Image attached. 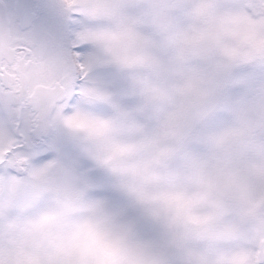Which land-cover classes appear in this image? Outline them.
Listing matches in <instances>:
<instances>
[{"label":"snow or ice","instance_id":"snow-or-ice-1","mask_svg":"<svg viewBox=\"0 0 264 264\" xmlns=\"http://www.w3.org/2000/svg\"><path fill=\"white\" fill-rule=\"evenodd\" d=\"M255 140L264 0L0 5V264H119L133 234L169 264H264Z\"/></svg>","mask_w":264,"mask_h":264},{"label":"clouds","instance_id":"clouds-1","mask_svg":"<svg viewBox=\"0 0 264 264\" xmlns=\"http://www.w3.org/2000/svg\"><path fill=\"white\" fill-rule=\"evenodd\" d=\"M242 195L251 203L264 201V141H253L246 152ZM201 258L213 264L215 254L194 253V259ZM171 259V250L162 252L150 239L133 234L125 241L119 264H169Z\"/></svg>","mask_w":264,"mask_h":264},{"label":"rangeland","instance_id":"rangeland-1","mask_svg":"<svg viewBox=\"0 0 264 264\" xmlns=\"http://www.w3.org/2000/svg\"><path fill=\"white\" fill-rule=\"evenodd\" d=\"M52 39V41L54 42L55 39H57L56 36H51L50 37ZM65 158L70 162V163H75V164H79L82 168H84L85 171L90 170L89 168L86 167V164L84 161H82L76 154L75 150L68 146L65 148V152H64Z\"/></svg>","mask_w":264,"mask_h":264},{"label":"flooded vegetation","instance_id":"flooded-vegetation-1","mask_svg":"<svg viewBox=\"0 0 264 264\" xmlns=\"http://www.w3.org/2000/svg\"><path fill=\"white\" fill-rule=\"evenodd\" d=\"M3 2L4 4H14L17 3L18 0H3ZM22 2L29 4H40V3H44L45 0H22ZM47 31L51 33V36H56L58 39L57 30L54 25H49ZM57 39L54 40V43L56 42Z\"/></svg>","mask_w":264,"mask_h":264},{"label":"water","instance_id":"water-1","mask_svg":"<svg viewBox=\"0 0 264 264\" xmlns=\"http://www.w3.org/2000/svg\"><path fill=\"white\" fill-rule=\"evenodd\" d=\"M4 4L3 0H0V5Z\"/></svg>","mask_w":264,"mask_h":264}]
</instances>
